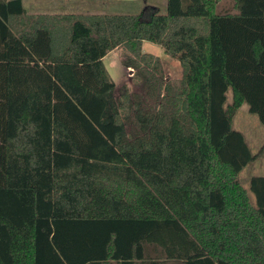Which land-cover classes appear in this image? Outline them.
Masks as SVG:
<instances>
[{"label": "trees", "instance_id": "1", "mask_svg": "<svg viewBox=\"0 0 264 264\" xmlns=\"http://www.w3.org/2000/svg\"><path fill=\"white\" fill-rule=\"evenodd\" d=\"M166 1H0V264H264V176L254 203L239 174L257 154L233 126L245 103L264 126V0ZM116 48L143 93L112 79Z\"/></svg>", "mask_w": 264, "mask_h": 264}, {"label": "rangeland", "instance_id": "2", "mask_svg": "<svg viewBox=\"0 0 264 264\" xmlns=\"http://www.w3.org/2000/svg\"><path fill=\"white\" fill-rule=\"evenodd\" d=\"M166 0H140V1H130L129 3V13H140L145 5L157 6L163 12L166 7ZM233 3L229 0H225L220 4V9H228L232 11ZM72 12V10H66ZM144 50L151 52L159 56L161 60V71L166 79H171L178 81L182 76V67L180 63L167 55L160 45L153 44L149 41H145ZM115 58L119 59V86L123 84L129 85L131 92L143 93L144 88L136 85L133 81L130 80L134 74V70L131 68H126L123 63L125 57H127L126 52L119 48L114 53ZM108 63V61H107ZM118 66V65H116ZM117 68V67H116ZM119 70V71H120ZM113 74V73H112ZM228 102L231 100V92H228ZM234 129L236 131L244 134L252 152L257 154V157L254 161L248 164L239 174V178L244 185V187L249 192L252 202L255 203L256 195L251 190V180L253 177H263L264 176V126L262 127L260 121L255 114L249 113L247 110V104H243L234 117ZM241 130V131H240Z\"/></svg>", "mask_w": 264, "mask_h": 264}, {"label": "crops", "instance_id": "3", "mask_svg": "<svg viewBox=\"0 0 264 264\" xmlns=\"http://www.w3.org/2000/svg\"><path fill=\"white\" fill-rule=\"evenodd\" d=\"M0 1L9 2L10 0ZM130 1L140 0H22L23 7L26 9L28 15H91L107 13L123 14L129 13V11H127L129 9V4L127 3ZM66 10H72V12H68ZM118 49L119 48L114 49L104 57V63L112 79L117 84L121 82V79H119V72H121L120 69H122L119 68V59H116L114 56L115 51ZM130 80H132V78H130ZM247 110L249 111L248 105Z\"/></svg>", "mask_w": 264, "mask_h": 264}]
</instances>
